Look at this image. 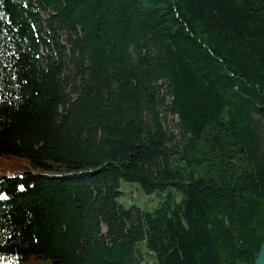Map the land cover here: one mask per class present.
<instances>
[{
	"label": "trees",
	"instance_id": "16d2710c",
	"mask_svg": "<svg viewBox=\"0 0 264 264\" xmlns=\"http://www.w3.org/2000/svg\"><path fill=\"white\" fill-rule=\"evenodd\" d=\"M263 239L264 0H0V264H254Z\"/></svg>",
	"mask_w": 264,
	"mask_h": 264
},
{
	"label": "rangeland",
	"instance_id": "374dc122",
	"mask_svg": "<svg viewBox=\"0 0 264 264\" xmlns=\"http://www.w3.org/2000/svg\"><path fill=\"white\" fill-rule=\"evenodd\" d=\"M166 122L169 129L173 130L179 134V128L177 125V117L174 114L168 112L166 114ZM12 168L2 169L4 172H12ZM45 172V171H44ZM49 172V171H47ZM120 188L122 193L119 195L118 199L124 205H129L135 203L142 208H151L159 200L162 199V194L157 193H146L143 191L141 186L137 182H128L121 180ZM175 196L178 199L180 197L179 193L175 191ZM141 247V262H147L148 264H156V259L153 253L148 250L143 243H140Z\"/></svg>",
	"mask_w": 264,
	"mask_h": 264
},
{
	"label": "water",
	"instance_id": "95a60500",
	"mask_svg": "<svg viewBox=\"0 0 264 264\" xmlns=\"http://www.w3.org/2000/svg\"><path fill=\"white\" fill-rule=\"evenodd\" d=\"M254 264H264V239L262 240Z\"/></svg>",
	"mask_w": 264,
	"mask_h": 264
}]
</instances>
